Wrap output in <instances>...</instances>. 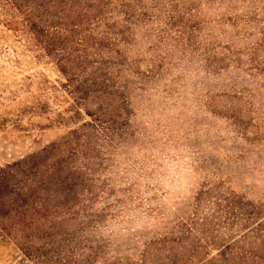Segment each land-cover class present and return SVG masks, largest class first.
<instances>
[{
  "label": "rangeland",
  "instance_id": "374dc122",
  "mask_svg": "<svg viewBox=\"0 0 264 264\" xmlns=\"http://www.w3.org/2000/svg\"><path fill=\"white\" fill-rule=\"evenodd\" d=\"M115 1L0 0V166L91 118L37 26L43 43L69 48L86 79L102 69L104 85L127 84L135 103L133 135L100 145L106 157L94 166L91 203L107 216L92 224L83 258L49 254L61 264H127L126 232L167 227L200 188L221 203L232 193L264 203V0H160L157 11L145 1L131 25ZM0 264H34L1 229Z\"/></svg>",
  "mask_w": 264,
  "mask_h": 264
},
{
  "label": "trees",
  "instance_id": "16d2710c",
  "mask_svg": "<svg viewBox=\"0 0 264 264\" xmlns=\"http://www.w3.org/2000/svg\"><path fill=\"white\" fill-rule=\"evenodd\" d=\"M145 1L153 9L160 0H116L115 5L131 25L135 13L145 16ZM35 27L31 23L30 29ZM37 33L43 51L72 86L74 98L86 101L83 108L91 118L66 136L0 166V229L34 264H61L51 261L49 254L60 247L83 258L84 241L96 236L92 224L95 229L107 216L102 215L103 208L93 209L91 203L100 177L94 166L106 157L99 153L100 145L109 148L133 135L135 103L126 92L127 84L104 85L107 80L102 78V69L96 78L86 79L87 69H74V60L79 59L71 57L68 47L53 38L43 43L46 35L39 26ZM77 64L81 65L80 60ZM190 197L187 215L176 217L167 227H137L126 232L134 241L127 264L129 260L131 264H264V203L234 193L221 203L218 194L201 188ZM204 201L211 210L203 214L200 205ZM218 235L228 239H219L215 245ZM63 242L67 245H61ZM206 246L210 248L203 253ZM212 249L215 253L208 254ZM82 263L91 261L73 264Z\"/></svg>",
  "mask_w": 264,
  "mask_h": 264
}]
</instances>
